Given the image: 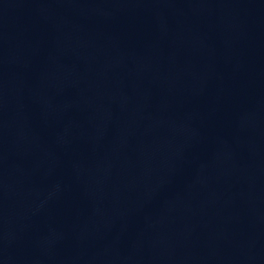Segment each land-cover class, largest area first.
Listing matches in <instances>:
<instances>
[{"label":"water","instance_id":"1","mask_svg":"<svg viewBox=\"0 0 264 264\" xmlns=\"http://www.w3.org/2000/svg\"><path fill=\"white\" fill-rule=\"evenodd\" d=\"M0 264H264V0L0 20Z\"/></svg>","mask_w":264,"mask_h":264}]
</instances>
